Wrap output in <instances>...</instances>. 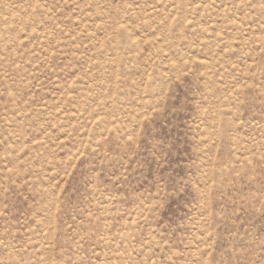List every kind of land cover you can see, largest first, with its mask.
Wrapping results in <instances>:
<instances>
[{"label": "rangeland", "instance_id": "obj_1", "mask_svg": "<svg viewBox=\"0 0 264 264\" xmlns=\"http://www.w3.org/2000/svg\"><path fill=\"white\" fill-rule=\"evenodd\" d=\"M0 264H264V0H0Z\"/></svg>", "mask_w": 264, "mask_h": 264}]
</instances>
